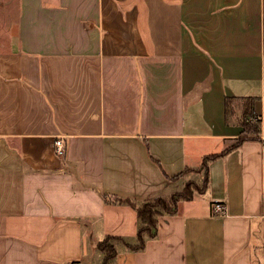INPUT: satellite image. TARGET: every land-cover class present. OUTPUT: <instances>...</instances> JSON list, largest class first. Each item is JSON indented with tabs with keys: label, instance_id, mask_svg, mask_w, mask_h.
<instances>
[{
	"label": "crops",
	"instance_id": "0c3cea01",
	"mask_svg": "<svg viewBox=\"0 0 264 264\" xmlns=\"http://www.w3.org/2000/svg\"><path fill=\"white\" fill-rule=\"evenodd\" d=\"M226 96L254 98L260 134L130 249L136 211L103 195L201 181L242 137ZM263 184L264 0H0V264H102L107 236L108 264H264Z\"/></svg>",
	"mask_w": 264,
	"mask_h": 264
},
{
	"label": "trees",
	"instance_id": "16d2710c",
	"mask_svg": "<svg viewBox=\"0 0 264 264\" xmlns=\"http://www.w3.org/2000/svg\"><path fill=\"white\" fill-rule=\"evenodd\" d=\"M236 97L226 96L225 97V120L233 114V109L231 108L233 102H235ZM239 100V98L237 99ZM236 100V101H237ZM254 98L249 96L245 97L243 105L240 104V120L239 123L242 126V137H238L232 144H230L225 149L220 152L206 154L202 158L201 169L203 170V177L201 180L202 188L200 192H203L207 186L208 182V162L212 159H216L232 148L238 146L241 141L246 138L243 136H258L261 132L260 127V116L253 109ZM190 167H185L178 175L168 176L164 172V175L174 180L178 176L185 174L190 171ZM191 180L185 182L184 187L181 191L172 192L168 195L155 196L146 199L141 202L131 200L129 198H123L118 196H107L103 195L105 202L109 203H126L132 206L137 214L138 228L136 235V243L131 244L125 242L126 246L132 250H140L145 246V241L147 238L155 237L158 233V220L157 217L160 214H172L177 211L178 202L180 200H190L193 197V191L191 189ZM111 238L114 240H121L118 236H107L102 241H100L97 246L104 252V259L102 264H108L110 260L115 256L116 250L114 244L109 243L106 239Z\"/></svg>",
	"mask_w": 264,
	"mask_h": 264
},
{
	"label": "built area",
	"instance_id": "2783aa9c",
	"mask_svg": "<svg viewBox=\"0 0 264 264\" xmlns=\"http://www.w3.org/2000/svg\"><path fill=\"white\" fill-rule=\"evenodd\" d=\"M54 147H55V153L59 156L63 155L64 153V144L63 141L60 138L55 139L54 141ZM263 193H264V184H263ZM211 212L215 215H224L225 214V209L224 206L219 203L216 202L213 204ZM67 264H82V262L80 260H72L70 262H68Z\"/></svg>",
	"mask_w": 264,
	"mask_h": 264
},
{
	"label": "rangeland",
	"instance_id": "374dc122",
	"mask_svg": "<svg viewBox=\"0 0 264 264\" xmlns=\"http://www.w3.org/2000/svg\"><path fill=\"white\" fill-rule=\"evenodd\" d=\"M238 98H239V100H237ZM244 99H245V97H236L237 101L235 100V102H233V105L231 107L233 109V114L231 115V117H233V116L235 117V116H238L240 114V109H241L240 104L243 105ZM200 165H202V161H201ZM191 181L195 182V183H192V185H191V189L193 191V194L195 192H200L199 189L202 188V184L200 183L201 181H199V182H196L194 180H191ZM106 240L111 244H113V241H115L111 238H108Z\"/></svg>",
	"mask_w": 264,
	"mask_h": 264
}]
</instances>
